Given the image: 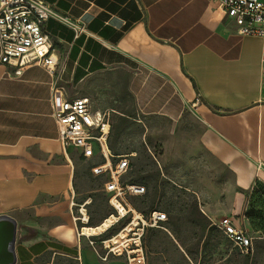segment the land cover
I'll return each instance as SVG.
<instances>
[{
    "label": "crops",
    "instance_id": "crops-1",
    "mask_svg": "<svg viewBox=\"0 0 264 264\" xmlns=\"http://www.w3.org/2000/svg\"><path fill=\"white\" fill-rule=\"evenodd\" d=\"M44 1L83 29L57 15L44 22L57 58L54 71L0 63V215L17 224L12 264H127L125 254L101 259L107 251L100 241L131 214L90 237L77 235L89 221L98 226L112 209L96 207L82 187L99 159L62 145L52 107L55 84L69 97H87L92 110L138 122L160 179L172 181L166 166L180 161L172 157L178 146L189 149L188 162L197 168L232 172L241 192L230 214L228 208L222 215L206 213L198 198L206 193L189 187L147 182L143 195L128 197L143 217L152 211L168 216L162 226L144 229L147 264H157L165 251L169 261L204 264L225 240L236 249L211 219L230 216L252 231L245 217L248 192L264 184V37L237 33L213 0ZM162 123L186 132L183 145L156 136ZM152 147L163 151L161 161ZM128 155L131 168L135 152ZM133 180L141 177L131 174L127 181ZM189 193L193 201L183 203ZM80 207L87 221L78 219Z\"/></svg>",
    "mask_w": 264,
    "mask_h": 264
},
{
    "label": "built area",
    "instance_id": "built-area-1",
    "mask_svg": "<svg viewBox=\"0 0 264 264\" xmlns=\"http://www.w3.org/2000/svg\"><path fill=\"white\" fill-rule=\"evenodd\" d=\"M213 1L217 2L219 11L232 23L237 33L264 37V0ZM51 15L63 18L78 32L83 29L77 21L58 15L44 0H0V63L16 67L37 64L54 71L57 58L50 37L43 30L44 22ZM52 107L63 147L78 149L85 159L99 158V162L92 165L91 172L106 178L103 190L113 208L110 216L116 218L114 224L131 214L120 231L124 230L132 223L136 213L130 207L128 197L143 195L146 188L121 181L130 168V159L128 154H114L109 146L110 111L92 110L87 97H69L66 88L59 84L52 88ZM80 211L82 216L78 219L87 221L86 209L80 207ZM167 220L166 212L152 211L147 217L139 214L138 225L118 247L111 241L112 237L100 241L107 251L100 258L106 259L108 253L125 254L127 264H147L142 243L144 229L160 227ZM211 222L241 253L254 250L255 236L246 227L236 225L232 217L222 216L211 219ZM82 229L77 233L78 237L84 235ZM89 243L94 246L96 241L90 239Z\"/></svg>",
    "mask_w": 264,
    "mask_h": 264
},
{
    "label": "rangeland",
    "instance_id": "rangeland-1",
    "mask_svg": "<svg viewBox=\"0 0 264 264\" xmlns=\"http://www.w3.org/2000/svg\"><path fill=\"white\" fill-rule=\"evenodd\" d=\"M127 110H131V108H128ZM135 117L137 118V116ZM118 119L119 117L117 115L111 116L110 139L115 145V152L125 154L135 152L134 158L131 159V168L123 177L124 181L130 180L132 174L133 176L144 177L151 187L154 185L158 188L189 187L198 190V192L203 191L206 195H200L198 198L204 206L206 213L222 215L227 213L226 208H228V214H230V208L237 193L241 191L236 186L234 176L229 169L228 172H226L217 165L215 168L213 167L214 165L207 168L203 164L197 168V165H191L188 162L187 156L190 154L189 149L187 147L183 148L182 146H178L173 149L172 157L175 156L176 158H179L181 162L178 161V159L173 158L174 162H170V164L166 166V170L172 181L166 180V178L160 179L157 177L159 176L157 175L158 172L161 171L160 166L155 160L153 154H151L146 147L142 135V126H140L138 122L130 120L128 127L121 132L119 137H116ZM158 129L159 132L156 133L158 138H165L170 143L181 142L178 145H183L182 141L185 139L182 136H184L186 132L183 133L181 130L171 131L170 129H174V126L169 123H162V125L158 124ZM152 152L156 155L158 160L161 161L160 152L162 153L163 151L160 148L152 147ZM197 156L198 155H194V158L196 159ZM200 156L201 157H198V159H202V154ZM185 174H187L186 176L188 177H186ZM86 176V180L82 182V187L85 190H88V195L92 197L95 206L99 209H110L107 202V194L103 190V178L93 174H88ZM144 185L148 190V185ZM263 185L264 184H260L259 187L262 188ZM145 195L143 197H145ZM132 198L128 200L131 202ZM196 198L197 197H195V199ZM182 199L184 200L183 203H191L194 198L191 193H189L184 195ZM139 203L140 199L136 202L132 201L133 206ZM238 221L240 222V220ZM253 232L257 239L255 240L256 249L253 255L247 258L236 249H233L231 243L228 240H225L223 243L217 245L219 248L217 253L207 258L204 264H264V234L260 231H255L254 229ZM218 237L217 234H213L211 239H215L216 241L219 240ZM206 245H209V243H206ZM172 254L175 255V252H172ZM169 256L172 257L171 254H168L165 251V253L161 255V258L157 259V264H193L191 261L187 260V258L183 260L173 258L175 259L174 261H169ZM201 264H203V262Z\"/></svg>",
    "mask_w": 264,
    "mask_h": 264
},
{
    "label": "trees",
    "instance_id": "trees-1",
    "mask_svg": "<svg viewBox=\"0 0 264 264\" xmlns=\"http://www.w3.org/2000/svg\"><path fill=\"white\" fill-rule=\"evenodd\" d=\"M118 128L116 129L117 130V135L116 137H119L121 135V132L128 127L129 125V122H130V118L129 117H125V116H120L119 119H118ZM110 135H111V132H110ZM111 136L109 137V146L111 148V150L113 151L114 154H121V153H118V152H115V145L111 142L110 140ZM129 172V170H128ZM127 172V173H128ZM126 173V174H127ZM125 174V175H126ZM124 175V176H125ZM96 176H99V177H102L103 178V183L105 182L106 178L104 176H101V175H96ZM121 177V181L123 183H128V184H142L143 186H145L144 184H147V180H145L144 177H141V180L140 181H136V180H133L131 183L129 181H124L123 180V177ZM135 182H139V183H135ZM261 183H257L254 185V187L252 188L251 191L248 192V207H247V210L245 212V217L249 220L250 222V226H251V229H252V233H253V229L255 231H260L264 234V185L261 187H259ZM146 188V187H145ZM107 194V193H106ZM108 194H107V202H108ZM109 204V202H108ZM110 206V205H109ZM111 207V206H110ZM112 211L110 213H108L103 219L102 221L99 223L101 224L110 214L113 213V208L111 207ZM107 212V211H106ZM144 213V212H143ZM145 214V213H144ZM122 220V219H121ZM120 220V221H121ZM118 223V222H117ZM98 224V225H99ZM114 225V224H113ZM88 226H92L91 224V221H89L88 223ZM214 226L215 228L219 229L217 226L215 225H212ZM122 229V228H121ZM120 229V230H121ZM119 230V231H120ZM118 233V231L116 233H114L112 236L116 235ZM254 235V234H253ZM110 237V238H111ZM255 239H256V236H255ZM257 240V239H256ZM236 249H238L237 247H234ZM255 249H256V243L254 242V250L252 252H249L247 254H243L241 252L242 255L246 256L247 258L251 255L254 254L255 252Z\"/></svg>",
    "mask_w": 264,
    "mask_h": 264
},
{
    "label": "water",
    "instance_id": "water-1",
    "mask_svg": "<svg viewBox=\"0 0 264 264\" xmlns=\"http://www.w3.org/2000/svg\"><path fill=\"white\" fill-rule=\"evenodd\" d=\"M17 235V224L13 217L0 215V264L14 262L13 245Z\"/></svg>",
    "mask_w": 264,
    "mask_h": 264
},
{
    "label": "bare ground",
    "instance_id": "bare-ground-1",
    "mask_svg": "<svg viewBox=\"0 0 264 264\" xmlns=\"http://www.w3.org/2000/svg\"><path fill=\"white\" fill-rule=\"evenodd\" d=\"M85 219L87 220V215L85 216ZM138 219L139 214L135 213V218L132 221L131 224L127 225L126 228L122 231H119L116 235H114L111 238V241L116 244V247L120 245V243L126 241L128 239V233L134 229V226L138 225ZM116 218L114 216L108 217L105 221H103L98 226L92 227V226H84L82 231L86 235H92L96 233H100L110 227L114 224Z\"/></svg>",
    "mask_w": 264,
    "mask_h": 264
}]
</instances>
